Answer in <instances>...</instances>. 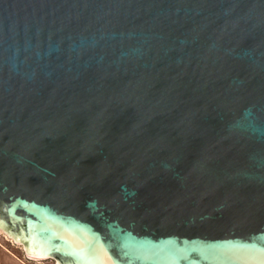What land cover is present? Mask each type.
Masks as SVG:
<instances>
[{
  "label": "water",
  "instance_id": "water-1",
  "mask_svg": "<svg viewBox=\"0 0 264 264\" xmlns=\"http://www.w3.org/2000/svg\"><path fill=\"white\" fill-rule=\"evenodd\" d=\"M0 233L264 264V0H0Z\"/></svg>",
  "mask_w": 264,
  "mask_h": 264
},
{
  "label": "crops",
  "instance_id": "crops-1",
  "mask_svg": "<svg viewBox=\"0 0 264 264\" xmlns=\"http://www.w3.org/2000/svg\"><path fill=\"white\" fill-rule=\"evenodd\" d=\"M28 258V254L17 256L0 246V264H47L41 260H28Z\"/></svg>",
  "mask_w": 264,
  "mask_h": 264
},
{
  "label": "rangeland",
  "instance_id": "rangeland-1",
  "mask_svg": "<svg viewBox=\"0 0 264 264\" xmlns=\"http://www.w3.org/2000/svg\"><path fill=\"white\" fill-rule=\"evenodd\" d=\"M0 246L5 249L10 250L13 254L19 256V255H23V254H27L25 252L24 247L19 244L18 242L12 240V242H10L3 234L0 233ZM42 262H46L47 264H56L55 260L53 259H43L41 260Z\"/></svg>",
  "mask_w": 264,
  "mask_h": 264
},
{
  "label": "bare ground",
  "instance_id": "bare-ground-1",
  "mask_svg": "<svg viewBox=\"0 0 264 264\" xmlns=\"http://www.w3.org/2000/svg\"><path fill=\"white\" fill-rule=\"evenodd\" d=\"M5 236V235H4ZM10 242H12V239L8 238L7 236H5ZM35 259V258H34ZM35 260H43V259H35Z\"/></svg>",
  "mask_w": 264,
  "mask_h": 264
},
{
  "label": "built area",
  "instance_id": "built-area-1",
  "mask_svg": "<svg viewBox=\"0 0 264 264\" xmlns=\"http://www.w3.org/2000/svg\"><path fill=\"white\" fill-rule=\"evenodd\" d=\"M29 257V256H28ZM28 260H35L34 258H28Z\"/></svg>",
  "mask_w": 264,
  "mask_h": 264
}]
</instances>
